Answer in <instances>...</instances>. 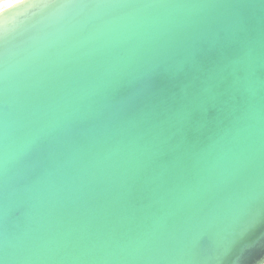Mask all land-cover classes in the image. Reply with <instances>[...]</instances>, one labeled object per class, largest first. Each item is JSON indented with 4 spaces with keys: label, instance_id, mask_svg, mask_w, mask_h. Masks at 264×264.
<instances>
[{
    "label": "water",
    "instance_id": "95a60500",
    "mask_svg": "<svg viewBox=\"0 0 264 264\" xmlns=\"http://www.w3.org/2000/svg\"><path fill=\"white\" fill-rule=\"evenodd\" d=\"M0 264H264V0L2 9Z\"/></svg>",
    "mask_w": 264,
    "mask_h": 264
},
{
    "label": "rangeland",
    "instance_id": "374dc122",
    "mask_svg": "<svg viewBox=\"0 0 264 264\" xmlns=\"http://www.w3.org/2000/svg\"><path fill=\"white\" fill-rule=\"evenodd\" d=\"M15 1H18V0H0V10L6 8L7 6L14 3Z\"/></svg>",
    "mask_w": 264,
    "mask_h": 264
},
{
    "label": "bare ground",
    "instance_id": "6f19581e",
    "mask_svg": "<svg viewBox=\"0 0 264 264\" xmlns=\"http://www.w3.org/2000/svg\"><path fill=\"white\" fill-rule=\"evenodd\" d=\"M18 1H19V0H18ZM18 1H15L14 3H16V2H18ZM14 3H12V4H14ZM12 4H10V5H12ZM10 5H9V6H10ZM9 6H7V7H9ZM0 11H1V10H0Z\"/></svg>",
    "mask_w": 264,
    "mask_h": 264
}]
</instances>
